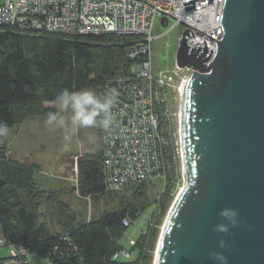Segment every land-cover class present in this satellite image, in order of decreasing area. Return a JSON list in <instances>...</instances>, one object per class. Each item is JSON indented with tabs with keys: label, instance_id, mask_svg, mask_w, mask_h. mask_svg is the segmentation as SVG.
Wrapping results in <instances>:
<instances>
[{
	"label": "water",
	"instance_id": "95a60500",
	"mask_svg": "<svg viewBox=\"0 0 264 264\" xmlns=\"http://www.w3.org/2000/svg\"><path fill=\"white\" fill-rule=\"evenodd\" d=\"M221 29L215 53L206 40L188 45L190 29L176 51L193 70L181 103L185 186L153 264H264V0H225Z\"/></svg>",
	"mask_w": 264,
	"mask_h": 264
},
{
	"label": "built area",
	"instance_id": "2783aa9c",
	"mask_svg": "<svg viewBox=\"0 0 264 264\" xmlns=\"http://www.w3.org/2000/svg\"><path fill=\"white\" fill-rule=\"evenodd\" d=\"M188 1L191 0H0V28L16 29L23 34L67 37L116 34L136 38L127 48L126 68L106 78L99 93L101 98L114 97L112 126L109 130L103 129L105 186L110 192H121L151 181L166 185L179 163L182 186H185L181 103L193 70L181 68L176 59L173 69L155 70L153 28L157 19L166 32L183 26L184 32L190 29L195 34L188 45L204 47L206 40L215 53L225 5V0H214V3L198 0L196 9L185 11L184 2ZM198 30L204 35L196 34ZM182 39L183 34L179 43ZM178 47L179 44L176 51ZM123 223L130 229L137 221L127 217ZM153 226L151 217L146 228L138 227V237L129 236L130 247L134 248L139 237ZM133 254L124 250L117 259L132 261ZM0 264H33L23 247L10 244L1 222Z\"/></svg>",
	"mask_w": 264,
	"mask_h": 264
},
{
	"label": "trees",
	"instance_id": "16d2710c",
	"mask_svg": "<svg viewBox=\"0 0 264 264\" xmlns=\"http://www.w3.org/2000/svg\"><path fill=\"white\" fill-rule=\"evenodd\" d=\"M135 41V37L116 34L67 37L0 28V121L7 123L9 132L28 118L56 112L46 105L57 104L64 89L88 88L100 93L106 78L126 68V51ZM76 165L78 186L73 190L80 197L97 199L110 192L105 186L103 158L82 156ZM170 184H174L173 174L157 204L150 203L145 182L121 191L134 192L119 208L67 228L63 234L45 235L41 209L48 203V195L34 187L29 165L7 156L6 135L0 136L2 228L10 244L52 264H153L161 219L139 237L131 250L137 252L132 261L117 259L125 250L121 240L128 228L123 221L127 217L137 221L152 204L165 216L173 199Z\"/></svg>",
	"mask_w": 264,
	"mask_h": 264
},
{
	"label": "rangeland",
	"instance_id": "374dc122",
	"mask_svg": "<svg viewBox=\"0 0 264 264\" xmlns=\"http://www.w3.org/2000/svg\"><path fill=\"white\" fill-rule=\"evenodd\" d=\"M170 26H173V22H170ZM166 31L160 19H157L153 28L155 38L153 63L157 71L170 70L175 67L176 48L184 27L176 26L170 32ZM161 35L163 37H160ZM95 93L99 96L97 91ZM46 107L56 108V112L63 116L70 115V113L61 112L58 104H47ZM46 120L47 116L31 117L14 127L7 134L6 149L9 158L31 167L34 187L48 195V203L44 204L41 209L42 232L45 235H60L67 228L72 226L75 228L77 224L98 218L104 213L119 208L121 202L126 203L134 191L107 192L97 199L80 197L78 191L73 190L78 186L77 158L82 156L103 158V128L100 126L82 128L72 135L70 140H65L64 131L47 125ZM89 137H94V141ZM178 165L174 174V184H170L173 199L168 206L167 214L162 217L159 211L153 217L154 225L161 219L160 229L177 197L180 186L183 185L182 166L180 163ZM165 186L163 182H148L147 194L150 203L157 204L158 200H161ZM60 203L66 207H60ZM154 210L155 206L150 205L141 214L137 224L128 229L121 240L126 251L132 250L129 245V236L133 234L135 238L138 237L137 228L147 227V222L151 219ZM136 257L137 252L135 251L133 258Z\"/></svg>",
	"mask_w": 264,
	"mask_h": 264
},
{
	"label": "clouds",
	"instance_id": "9594fccd",
	"mask_svg": "<svg viewBox=\"0 0 264 264\" xmlns=\"http://www.w3.org/2000/svg\"><path fill=\"white\" fill-rule=\"evenodd\" d=\"M61 112L70 113L63 116L59 112H49L46 124L53 128H60L65 133V140H70L82 128L100 126L109 130L112 126L111 110L114 106V97H99L94 90L81 88L76 90L64 89L56 98ZM6 122L0 121V136L8 133ZM94 141V137H89ZM224 213H222L223 215ZM234 214V213H233ZM217 230L226 231L223 225H218ZM223 261L225 258L218 256Z\"/></svg>",
	"mask_w": 264,
	"mask_h": 264
},
{
	"label": "crops",
	"instance_id": "0c3cea01",
	"mask_svg": "<svg viewBox=\"0 0 264 264\" xmlns=\"http://www.w3.org/2000/svg\"><path fill=\"white\" fill-rule=\"evenodd\" d=\"M12 130V129H11ZM9 133V132H8ZM7 133V134H8ZM7 134H6V140H7ZM89 222V220H88ZM3 255L6 256L7 255V250L3 251ZM29 260L31 261V263L33 264H52L51 262H49L48 260L40 257L39 255H29Z\"/></svg>",
	"mask_w": 264,
	"mask_h": 264
},
{
	"label": "bare ground",
	"instance_id": "6f19581e",
	"mask_svg": "<svg viewBox=\"0 0 264 264\" xmlns=\"http://www.w3.org/2000/svg\"><path fill=\"white\" fill-rule=\"evenodd\" d=\"M184 187L183 186H181V188H180V192L178 191V194H180L181 193V191H182V189H183Z\"/></svg>",
	"mask_w": 264,
	"mask_h": 264
}]
</instances>
